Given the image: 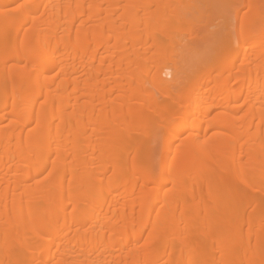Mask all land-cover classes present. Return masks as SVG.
<instances>
[{
	"label": "bare ground",
	"instance_id": "obj_1",
	"mask_svg": "<svg viewBox=\"0 0 264 264\" xmlns=\"http://www.w3.org/2000/svg\"><path fill=\"white\" fill-rule=\"evenodd\" d=\"M104 1L0 0V264H264V0Z\"/></svg>",
	"mask_w": 264,
	"mask_h": 264
},
{
	"label": "rangeland",
	"instance_id": "obj_2",
	"mask_svg": "<svg viewBox=\"0 0 264 264\" xmlns=\"http://www.w3.org/2000/svg\"><path fill=\"white\" fill-rule=\"evenodd\" d=\"M193 7L190 9V13L191 16L193 17H199L201 19V24L204 26L203 27V31L201 33V35H197L196 32L192 33L187 29V26L183 27L181 29V32L178 34L177 37H175L173 39V42L175 41L180 47L179 52H183L184 54L186 53V51H184L183 46L188 42L191 41V39H193L194 42H197L196 44V48H194L193 50H190L189 52L193 53H189L187 51V53H189L190 57L192 58V60H189L190 57L189 55L186 53V55L189 57V59L187 60V64H191L192 61H194L196 58H199L200 55H206V53H210L211 55V50L209 49H213L214 46H216V44H218L219 39L221 37V35L223 34V28L224 25L226 24L229 29L232 30V26L234 25L233 22V15L230 11H228L226 9L225 2L224 0H193L192 2ZM121 4H123V1L121 2ZM99 8L102 9H106L107 4L104 0H101V2L98 4ZM121 10H119L118 13H120ZM143 15L142 13H139L138 18H142ZM226 22V23H225ZM198 36L197 38L195 36ZM202 38V39H201ZM195 39V40H194ZM201 39V41H199ZM204 39V40H203ZM203 40V41H202ZM206 40V41H205ZM209 40V41H208ZM201 42H205L204 44H202ZM207 42V44H206ZM200 43V45H199ZM202 45V46H201ZM207 46V47H206ZM215 48V47H214ZM202 51H204L203 53H201ZM178 52V50H177ZM178 52V53H179ZM105 54L100 55V56H105ZM202 55V57H203ZM204 56V57H205ZM118 58H120V55H116L115 57H113L114 60H117ZM206 58V57H205ZM194 59V60H193ZM143 65H146V63L142 62ZM190 65H188L189 69ZM164 76V75H163ZM167 79H170L171 76H169L168 74L164 76ZM144 85L146 88L152 90L153 87L151 86L150 83V78L147 76L145 81H144ZM100 85L98 84V87ZM113 86V84H110L109 86H107V88H111ZM122 90L119 91V93H123L121 92ZM96 114L101 113V112H95ZM164 131L163 128L160 127V125H158V123L152 124L150 126V128L147 130V133L145 134H139L140 137L144 140H146V142L148 143L149 146L155 148L157 147V145L159 144L162 135H163Z\"/></svg>",
	"mask_w": 264,
	"mask_h": 264
}]
</instances>
